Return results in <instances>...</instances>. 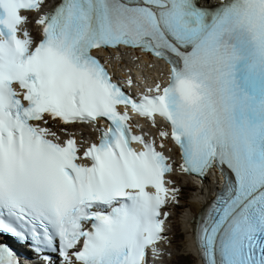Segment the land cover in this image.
Masks as SVG:
<instances>
[{"label": "snow or ice", "instance_id": "obj_1", "mask_svg": "<svg viewBox=\"0 0 264 264\" xmlns=\"http://www.w3.org/2000/svg\"><path fill=\"white\" fill-rule=\"evenodd\" d=\"M43 4L0 0V264H25L5 237L39 264L159 258L180 193L158 150L169 137L181 173L224 175L196 221L203 264H264V0H61L37 42L22 12ZM105 48L167 60L168 84L133 96L94 55ZM128 109L171 131L157 146ZM101 120L98 143L71 131Z\"/></svg>", "mask_w": 264, "mask_h": 264}, {"label": "bare ground", "instance_id": "obj_2", "mask_svg": "<svg viewBox=\"0 0 264 264\" xmlns=\"http://www.w3.org/2000/svg\"><path fill=\"white\" fill-rule=\"evenodd\" d=\"M124 53H126V54L123 55L122 58L120 59L122 62L132 63V62H134V59H136L139 63L151 62V60H149L147 58V56H145L144 54H140L138 51L130 52L129 50H125ZM112 61L115 63L116 66L119 63V60H112ZM177 177L179 179V182H181V184L185 185L186 181L182 180L181 176H177ZM216 184H217V181H216L215 177L206 178L203 186H201V187L194 186V187H192V189H190L191 190V192H190L191 198L189 199V202L188 203L183 202V204L181 206L182 209L180 210L179 223L183 227V232H184V239L182 241V246L184 247V249L186 250V254H188V255L191 253L197 254V250H196V247L193 243V236L190 232V228L194 226V219L196 218L198 212L202 210L205 202H207L212 197V194H213L212 191H213ZM185 189H187L189 191V185L188 184H186ZM176 215H178V214H176ZM179 223L177 224L178 227H180ZM175 228H176L175 224L171 223L169 225V232H168L169 238L166 240V243H165V246L168 250L171 249V247H172V240L174 241L176 239ZM175 245H176V242H174V246ZM169 254H171L170 250L167 252V255H169ZM199 264H200V262H199Z\"/></svg>", "mask_w": 264, "mask_h": 264}, {"label": "rangeland", "instance_id": "obj_3", "mask_svg": "<svg viewBox=\"0 0 264 264\" xmlns=\"http://www.w3.org/2000/svg\"><path fill=\"white\" fill-rule=\"evenodd\" d=\"M190 189H192V188H189V191L187 189H184V191H183V198H184V202L185 203H188L189 199L191 198V196H190L191 190ZM181 209L182 208H177V209H175L173 211V218L171 219V223L175 224V227H176L175 228V230H176V234H175L176 235V239L174 241L172 240V247H171V250H170L172 253L167 258L170 259V256H172V258L173 259L175 258L174 260L178 264H197L196 263V257L193 254L186 255V250L182 246V241L184 239V232H183V227L179 223L180 210ZM176 214H178V215H176ZM178 223H179L180 227L177 226ZM174 242H176L175 246H174Z\"/></svg>", "mask_w": 264, "mask_h": 264}]
</instances>
